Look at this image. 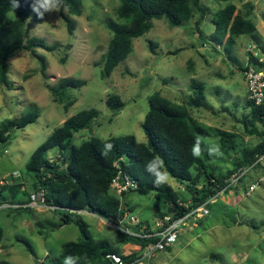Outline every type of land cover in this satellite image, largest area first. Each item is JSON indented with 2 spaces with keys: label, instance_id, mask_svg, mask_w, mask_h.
Wrapping results in <instances>:
<instances>
[{
  "label": "rangeland",
  "instance_id": "rangeland-1",
  "mask_svg": "<svg viewBox=\"0 0 264 264\" xmlns=\"http://www.w3.org/2000/svg\"><path fill=\"white\" fill-rule=\"evenodd\" d=\"M79 1L80 16H71L61 5L58 12L45 13L42 23L34 19L29 23L31 37L59 46L55 52L36 50L46 59L45 74L36 56L19 50L9 60L10 86H0V125L29 111L39 115L36 123L12 132L8 146L0 145V200H7L0 206V261L7 264L58 261L65 243L81 239L76 225L62 224L55 209L43 202L39 207L27 206L20 213L15 208L26 206L31 194L42 193L34 188L35 179L25 170L31 155L55 129L83 110L96 109L99 116L89 130L75 134V144L128 135L146 144L141 126L151 95L158 92L173 103L186 105L190 122L209 133L195 150L204 164L191 170L198 189L212 176L234 169L244 150L263 141L262 125L255 123L259 134L250 132L252 106L244 69L250 53L264 52V0H201L204 13L196 10L180 27L171 26L166 19L155 20L148 33L133 41L132 53L109 76H103L100 65L113 37L108 23L124 22L117 13L120 1ZM229 4L235 5L236 14L256 26L254 33L240 36L233 45H226V38L217 43L212 23L214 14ZM62 13L76 22L73 34L68 33ZM63 79L85 82L82 88L69 92L74 103L68 110L51 93ZM195 82L205 86L201 108L188 106ZM112 95L125 103L118 113L106 105ZM223 133L231 135L234 149L222 143ZM56 155V150L48 153L51 160ZM164 182L181 199L191 200L186 186L169 176ZM118 198L122 211L118 225L88 211L78 214L88 223L94 239L108 240L119 255L137 254V264H264V182L251 194L234 190L221 194L212 204L210 216L187 225L172 247L149 259H143L138 248L124 242L122 235L143 229L155 232L162 217L173 215L175 206L160 195L141 196L135 191ZM19 239L29 241L34 253Z\"/></svg>",
  "mask_w": 264,
  "mask_h": 264
},
{
  "label": "trees",
  "instance_id": "trees-1",
  "mask_svg": "<svg viewBox=\"0 0 264 264\" xmlns=\"http://www.w3.org/2000/svg\"><path fill=\"white\" fill-rule=\"evenodd\" d=\"M119 1L118 18L124 22L108 23L113 37L100 65L103 76H109L129 57L133 50V41L148 33L153 27V21L166 19L171 26L180 27L194 16L196 10L204 13L201 0ZM18 3L19 6L17 0H0V86L6 88L10 86L9 60L17 51H30L40 62L41 72L45 74L46 59L42 55H37L36 50L55 52L59 48L57 44L48 45L44 39L30 36L28 29L30 21L34 19L42 23L45 15L42 19L37 16L33 11V0H18ZM62 5L68 8L71 16H80L82 13L79 0H63ZM70 15L62 13L61 16L66 23L68 33L73 34L76 22ZM212 23L214 39L217 43H222L226 38V45H233L240 36L256 31L255 24L236 14V7L232 4L215 13ZM62 62L64 63V59ZM83 86H85L84 81L63 79L57 87L51 89V93L55 100L63 103L65 110H68L74 103L69 92ZM191 88L193 96L189 99L188 106L201 108L205 99V86L195 82ZM149 104V111L141 126L147 137L146 144L137 142L132 135L112 137L105 141L92 138L80 145L75 144V134L89 130L99 116L96 109H89L67 119L31 155L25 170L34 177V188L42 191L44 203L55 209L62 224H74L81 233L79 241L68 242L62 246L58 261L50 260L44 264H65L68 257L74 258L75 264H112L108 258L110 254L120 256L125 264H132L140 258L135 253L127 256L119 255L108 240L94 239L90 234L88 223L78 214L81 211H88L118 225L117 220L122 216L121 205L110 186L120 169L138 182L135 192L139 195H160L166 203L175 206V211L171 215L175 220L215 198L225 189L226 180L235 170L251 165L256 155L264 152V130L260 133L255 128V123H259L264 129V107H254L250 103L253 117L250 121L252 124L250 132L260 133L263 141L251 150H244L242 159L235 162L234 169L225 175L212 176L207 185L198 189L197 180L194 179L191 170L195 166L204 164L195 150L201 147V139L209 136L208 131L190 122L186 105L173 103L158 92L150 96ZM106 105L116 113L125 108V103L116 95L108 97ZM38 117L35 111H29L19 118L3 122L0 125V145L8 146L12 132L36 123ZM222 135V143L234 149L231 135L225 133ZM108 144L112 145L110 149L106 147ZM52 150H56L57 153L54 160L48 157L49 151ZM152 161L156 162V170L164 175V179L169 176L186 186L191 195L189 202L181 199L180 195L164 182V179L157 184L156 175L146 170V166ZM1 199L0 206L7 203L4 197ZM13 199H15L14 195H12ZM10 203L15 204L12 201ZM23 206L20 205L15 210L19 213L27 210ZM212 207L211 203L208 204L210 214ZM122 236L124 242L132 243L141 254L151 243L158 240L156 237L143 238L129 234ZM19 241L27 246L29 252L34 253L29 241L21 239ZM0 264L7 262L0 261Z\"/></svg>",
  "mask_w": 264,
  "mask_h": 264
},
{
  "label": "built area",
  "instance_id": "built-area-1",
  "mask_svg": "<svg viewBox=\"0 0 264 264\" xmlns=\"http://www.w3.org/2000/svg\"><path fill=\"white\" fill-rule=\"evenodd\" d=\"M246 84L248 88V97L250 103L254 107H264V52L263 50L250 53L248 64L244 70ZM118 166V163H116ZM259 172H263L259 174ZM264 182V152L257 154L254 162L249 166H243L235 170L232 175L226 180L225 189L220 192L215 198L199 206L196 209L191 210L187 215L172 219L171 216H165L163 220L157 225L155 232H150L145 229L140 233H127L135 237L150 238L156 237L158 240L151 243L143 251V259H149L154 257L157 252L164 251L172 247L178 240L180 232L193 222L206 219L210 216V210L208 204H213L221 194L231 192L234 190L238 193L251 194L256 191L258 186ZM111 191L117 197H124L131 191H136L138 188V182L135 181L128 173L123 170H119L117 176L111 182ZM41 202L44 203L43 193L31 194L28 204L23 207H39ZM133 222L134 219H132ZM108 258L112 261V264H125L122 258L115 254H110ZM136 262L132 264H137Z\"/></svg>",
  "mask_w": 264,
  "mask_h": 264
},
{
  "label": "clouds",
  "instance_id": "clouds-1",
  "mask_svg": "<svg viewBox=\"0 0 264 264\" xmlns=\"http://www.w3.org/2000/svg\"><path fill=\"white\" fill-rule=\"evenodd\" d=\"M62 3L63 0H33V11L37 14L38 17L42 19L45 13L58 12L61 8ZM17 6H19L18 0ZM106 147L110 149L112 145L108 144L106 145ZM156 168L157 166L155 161L150 162L146 166V170L149 173L156 175V182L157 184H159L164 179V175L157 171ZM65 264H75L74 258L68 257L65 260Z\"/></svg>",
  "mask_w": 264,
  "mask_h": 264
},
{
  "label": "crops",
  "instance_id": "crops-1",
  "mask_svg": "<svg viewBox=\"0 0 264 264\" xmlns=\"http://www.w3.org/2000/svg\"><path fill=\"white\" fill-rule=\"evenodd\" d=\"M136 247V246H135Z\"/></svg>",
  "mask_w": 264,
  "mask_h": 264
}]
</instances>
